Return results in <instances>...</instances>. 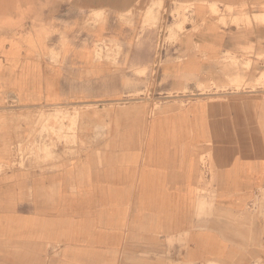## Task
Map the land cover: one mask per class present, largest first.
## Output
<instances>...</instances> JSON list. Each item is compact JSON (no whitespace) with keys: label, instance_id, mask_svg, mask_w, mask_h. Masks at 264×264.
Listing matches in <instances>:
<instances>
[{"label":"crops","instance_id":"0c3cea01","mask_svg":"<svg viewBox=\"0 0 264 264\" xmlns=\"http://www.w3.org/2000/svg\"><path fill=\"white\" fill-rule=\"evenodd\" d=\"M141 6L9 0L0 95L21 105L0 117V264H264V87L252 86L264 84V16L206 19L166 44L145 121L112 105L141 90L127 67L154 61L140 53ZM102 41L128 61L96 59ZM193 84L196 100L174 108L169 93ZM48 115L75 130L57 141L41 130ZM33 145L36 158L18 155Z\"/></svg>","mask_w":264,"mask_h":264},{"label":"rangeland","instance_id":"374dc122","mask_svg":"<svg viewBox=\"0 0 264 264\" xmlns=\"http://www.w3.org/2000/svg\"><path fill=\"white\" fill-rule=\"evenodd\" d=\"M157 2L158 0H142V6L139 8L142 15V51L140 53H152L154 61L150 66H143L141 70L135 71L134 67H127L130 75L142 79L141 90H132L127 93L125 99L123 98L117 103L112 104L113 106L141 107L143 109V119L145 121L156 113L161 105V99H158L157 97L159 96L156 95L157 91L160 90L157 88L158 83L155 77L162 63L161 59L164 57L166 44L172 46L180 43V40L185 35L196 34L200 26L203 25V21L206 19L216 20L218 24L224 27L232 23L235 26L241 24L244 27H249V22L246 18H249L251 13L264 16V0H239L238 4H231L229 0H163V6L161 4L157 5ZM146 8L150 10L148 15L145 14ZM233 16L234 19H232ZM236 17H238V19ZM252 18L254 21L253 16ZM99 21H101V15H96L94 22L98 23ZM122 21L124 22V19H122ZM256 22V25H264L262 16L258 18ZM126 23H128V21ZM7 32H9V0H0V36ZM93 55L96 59L116 60L117 58H124L126 62L130 57L128 52L123 54L116 43H105V41L98 42L94 45ZM257 58L264 59V56L260 55L257 56ZM237 65L243 69L245 73L249 71L251 67L249 62L237 63ZM261 80L264 81V78ZM130 85L134 86L133 81H131V83L130 81L127 82V87ZM240 85L243 84H238V86ZM258 85H263L264 87L263 82H257L252 86L254 88ZM193 86L191 90L185 86V88L175 89L174 94L169 93L170 99H172L171 104L174 108H179L186 103L189 104L192 99L196 100L197 85L193 84ZM19 105H21V102L9 100V94L0 95V117H7L6 115L9 114V110ZM37 116H39L38 113L36 117ZM50 116L51 115H48L47 117ZM25 122H27V120H25ZM64 122H66V126L63 125ZM73 124V121L65 115L51 116L47 120V127L41 130L58 137L57 141H60L62 132L75 130V125ZM5 127V123H2L1 131H3L2 128ZM33 130V127L30 126L31 134ZM37 133L38 126L35 125V134ZM64 141L67 144L70 143L68 139ZM18 155L36 158L37 148L33 145L27 152H22L20 150Z\"/></svg>","mask_w":264,"mask_h":264}]
</instances>
